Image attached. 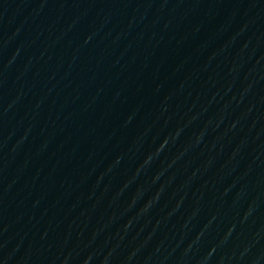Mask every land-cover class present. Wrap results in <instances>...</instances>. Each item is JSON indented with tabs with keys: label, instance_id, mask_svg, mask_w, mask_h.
<instances>
[{
	"label": "water",
	"instance_id": "95a60500",
	"mask_svg": "<svg viewBox=\"0 0 264 264\" xmlns=\"http://www.w3.org/2000/svg\"><path fill=\"white\" fill-rule=\"evenodd\" d=\"M0 264H264V0H0Z\"/></svg>",
	"mask_w": 264,
	"mask_h": 264
}]
</instances>
